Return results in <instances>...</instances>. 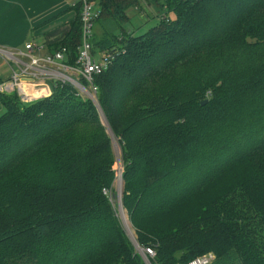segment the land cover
Instances as JSON below:
<instances>
[{
	"label": "trees",
	"instance_id": "1",
	"mask_svg": "<svg viewBox=\"0 0 264 264\" xmlns=\"http://www.w3.org/2000/svg\"><path fill=\"white\" fill-rule=\"evenodd\" d=\"M145 1L159 24L116 35L140 0H92L113 28L92 40L110 56L97 102L70 84L27 104L0 93V264H145L114 206V141L151 264H264V0ZM76 8L48 54L77 56Z\"/></svg>",
	"mask_w": 264,
	"mask_h": 264
},
{
	"label": "built area",
	"instance_id": "2",
	"mask_svg": "<svg viewBox=\"0 0 264 264\" xmlns=\"http://www.w3.org/2000/svg\"><path fill=\"white\" fill-rule=\"evenodd\" d=\"M79 2L82 3V41L77 56L74 58L66 47L44 54V45L26 43L23 50L0 46V74L3 70L9 73L5 83L0 81V93L16 95L21 103L27 104L51 96L56 86L70 84L93 100L96 92L93 76L107 70L110 56L104 55L101 60L94 56V20L99 17V12L93 10L92 0ZM141 252L145 259L154 256L149 248L141 249ZM214 259V254L208 253L185 264H211Z\"/></svg>",
	"mask_w": 264,
	"mask_h": 264
},
{
	"label": "crops",
	"instance_id": "3",
	"mask_svg": "<svg viewBox=\"0 0 264 264\" xmlns=\"http://www.w3.org/2000/svg\"><path fill=\"white\" fill-rule=\"evenodd\" d=\"M78 2V1H77ZM66 0H0V46L20 48L42 37L45 51L65 40L77 11Z\"/></svg>",
	"mask_w": 264,
	"mask_h": 264
},
{
	"label": "rangeland",
	"instance_id": "4",
	"mask_svg": "<svg viewBox=\"0 0 264 264\" xmlns=\"http://www.w3.org/2000/svg\"><path fill=\"white\" fill-rule=\"evenodd\" d=\"M77 1L79 2V0H66V2H68L67 4H72L73 2L76 3L75 5L71 6L72 9H77L76 8L77 3H78ZM140 4H141L140 8L131 7L126 11V15H127L128 19L122 26H120L115 31L116 35L123 34V33H125V34H128V33L142 34V33H145L151 27L159 24L160 19H159V13H158L157 7L153 4H148L145 0H140ZM97 8H98L97 4H94L93 10L96 11ZM79 10H80V8L78 9V13H77L75 21L70 26L71 35H73L75 33L76 28L79 25V24H77V23H79V21H78ZM110 26H111V24H110ZM110 26L108 25V23L106 24V28H105V25L103 27L99 23L94 24V29H93L94 35H96L97 38H100L102 33H104L105 30L109 32V29L110 30L113 29V28H110ZM80 41H82V33L80 35ZM30 42H32V44H34L36 46H41L44 43V42H42V37H38V36L35 38L30 37ZM80 44H81V42H80ZM6 48H13V47H6ZM23 48H24V45L22 47H20L19 49L23 50ZM43 53L46 54L47 52L44 51ZM94 56L96 58L100 59L99 54H96ZM0 70H2V69H0ZM8 78H9V73L6 72L5 70L1 71L0 81H2V83H5ZM93 96H94L93 102H95L96 96H95V94ZM84 97L92 99L90 96H88L86 94H84ZM96 105L98 106V103ZM98 108L100 109L99 106H98ZM4 112H5V108L0 104V116H2ZM102 118H104V117H102ZM103 121H105V118L103 119ZM114 151L116 154V171H117V177H116L115 184H114V193L116 196V204L114 206L117 208L118 216H119V218L122 222V225L124 226L126 232L128 231V235L131 238H134V240H135L136 239L135 231H133V229H131L127 215L125 214L123 209L121 211L122 214L119 212V204L122 200L119 201L118 197H119V194H120V192L122 190V186H123V184H121V186L119 184V179H121V177H119L120 173H121V172H119V169H121L122 164H121V160H120V156H119L120 155V147H119V145H117V143L115 141H114ZM258 162H260V161H258ZM122 195H123V193H122ZM121 199H122V196H121ZM122 220L124 221L125 224L123 223ZM125 225H126V227H125ZM135 249L137 250L138 254L140 255L141 248H140V250H138V248L135 247ZM142 256L143 255H140V257L142 258V260L145 264H151L150 259L152 257H148L145 259Z\"/></svg>",
	"mask_w": 264,
	"mask_h": 264
},
{
	"label": "water",
	"instance_id": "5",
	"mask_svg": "<svg viewBox=\"0 0 264 264\" xmlns=\"http://www.w3.org/2000/svg\"><path fill=\"white\" fill-rule=\"evenodd\" d=\"M102 117H104L103 116V114H102ZM104 119V118H103ZM106 122V121H105ZM110 131V130H109ZM111 133V132H110ZM112 135V134H111ZM121 174H122V170H121V173H120V177H121ZM123 184V183H122ZM122 193H123V186H122V190H121V192H120V194H119V197H118V199H119V201H121V196H122ZM122 204H121V202H120V204H119V212L122 214ZM123 221V220H122ZM123 223H124V221H123ZM125 224V223H124ZM125 227H126V225H125ZM127 229V228H126ZM127 233H128V231H127ZM130 237V236H129ZM130 239H131V241H132V243H133V245L136 247V248H138V250H140V247L138 246V244L136 243V241L134 240V238H131L130 237ZM140 252H141V250H140ZM140 255H143L142 254V252L140 253ZM142 257H144V256H142Z\"/></svg>",
	"mask_w": 264,
	"mask_h": 264
},
{
	"label": "bare ground",
	"instance_id": "6",
	"mask_svg": "<svg viewBox=\"0 0 264 264\" xmlns=\"http://www.w3.org/2000/svg\"><path fill=\"white\" fill-rule=\"evenodd\" d=\"M119 172H121V169H119ZM120 177V176H119ZM119 184H120V186H121V184H122V180L121 179H119Z\"/></svg>",
	"mask_w": 264,
	"mask_h": 264
}]
</instances>
